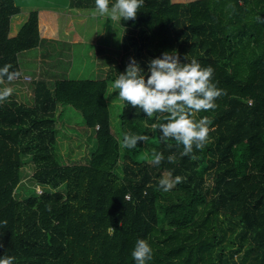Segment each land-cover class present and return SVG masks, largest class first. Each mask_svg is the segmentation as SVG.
<instances>
[{
	"label": "trees",
	"instance_id": "obj_1",
	"mask_svg": "<svg viewBox=\"0 0 264 264\" xmlns=\"http://www.w3.org/2000/svg\"><path fill=\"white\" fill-rule=\"evenodd\" d=\"M21 12L16 0H0V67L19 73V54L58 38L68 17L34 9L11 35ZM257 16L264 17V0H144L134 20L120 21L126 52L106 77L39 80L33 105L13 95L0 103V225L7 221L0 258L135 264L131 252L145 239L153 250L147 264H264V22ZM173 51L182 63L212 67L213 83L226 93L195 116L212 121L195 160L153 130L166 113L149 118L123 101L113 127L110 87L130 58L147 79L148 62ZM60 105L79 109L93 131L88 163L64 164L57 155ZM125 133L147 141L121 149ZM153 150L164 156L158 166L149 162ZM28 163L41 192L25 189ZM165 176L182 181L165 192L158 183Z\"/></svg>",
	"mask_w": 264,
	"mask_h": 264
},
{
	"label": "clouds",
	"instance_id": "obj_2",
	"mask_svg": "<svg viewBox=\"0 0 264 264\" xmlns=\"http://www.w3.org/2000/svg\"><path fill=\"white\" fill-rule=\"evenodd\" d=\"M109 3L110 0H95V11L92 15L107 16L114 22L122 19L134 20L138 10L143 7L144 0H115L111 7ZM256 19L258 22H264V17L257 16ZM186 60V63H182L176 52H165L162 57L148 62L150 75H147L145 79L144 69L134 57L130 58L126 70L120 73L112 83V89L118 90L121 101L142 110L149 118L157 113H166L167 122L153 124V130H160L162 140L173 139L178 145H183L181 155L195 160L197 157L193 154V149L194 147L197 150L204 148L211 131L209 125L212 124L208 117L197 120L195 116L201 111L214 110L217 107L215 101L226 93L213 83L214 69L212 67H202L195 58L188 61L186 57ZM11 68V64L0 67V85L10 84L20 74H24L12 71ZM13 91L12 87L7 86L0 89V103L7 100ZM139 141L146 142L147 136L125 133L123 140L120 141V147L131 149L136 147ZM152 156L149 162L153 165L158 166L164 160L163 154L155 150ZM167 160L174 163L176 157L169 155ZM181 181L180 176L175 178L165 176L158 183L159 188L167 192ZM6 225L5 220L0 227H6ZM2 246L0 241V247ZM131 255L135 264H147L153 257V250L145 239H138ZM14 259L12 256H4L0 258V264H13Z\"/></svg>",
	"mask_w": 264,
	"mask_h": 264
},
{
	"label": "rangeland",
	"instance_id": "obj_3",
	"mask_svg": "<svg viewBox=\"0 0 264 264\" xmlns=\"http://www.w3.org/2000/svg\"><path fill=\"white\" fill-rule=\"evenodd\" d=\"M16 1L21 7H24L25 9H33L35 2L34 0ZM26 1L28 3H25ZM112 1L113 3L115 2V0ZM109 5H112V3ZM89 24L90 25H88V27L86 26L88 30L87 32L89 42H94L90 39L94 37L93 34L95 32L92 31L96 28H100L98 41L99 46L95 45V47L98 49L97 51L94 50L93 44L75 45L66 41L56 42V40L51 38H43L40 45L30 48L19 54V63L22 66V71L30 73L34 77V80L37 77L34 76V74L41 72L40 75L38 74V76H46V78H48L49 85L51 86H53L57 80L62 78L101 79L107 76V74H109L112 69H114L116 64L122 62L121 59H123V56L126 52L124 41L127 32L123 34L119 26L116 25L114 21L105 19L103 16H101V18L92 16L91 19H89ZM113 26L114 28H112ZM106 44L111 48V51L104 53L108 54L107 58H110L114 64H109V66L103 70V59H97V53L99 51L105 50ZM92 50L94 51L90 55V51ZM41 51H44L48 56L47 61L41 62L39 59L41 57ZM34 80H14V82L19 85L28 84L29 86L21 88V90H19V88L14 89L15 91H13L12 95L17 98L21 96L19 97V100H21L20 98L23 99L22 93L27 92V97L29 98L32 93H34L33 88L36 86V80ZM6 86L10 87V84L7 83ZM3 87L5 86L1 85V88ZM110 92L112 96H110ZM110 92L108 99L110 101V110L115 131L119 124V117L117 116V113L122 109V105L119 103H123V101H121L118 97V90L113 91L112 86L110 87ZM57 114L58 116L56 123L58 127L56 152L59 159L64 164L88 163L91 156V149L94 144H91L89 141L87 132H89L88 135H91L93 131L92 129L87 128L80 110L74 108L71 105H60L57 108ZM33 171L34 168L31 163H28L24 168L23 182L25 189L35 187L38 192H41V187L37 186V184H35L31 178Z\"/></svg>",
	"mask_w": 264,
	"mask_h": 264
},
{
	"label": "crops",
	"instance_id": "obj_4",
	"mask_svg": "<svg viewBox=\"0 0 264 264\" xmlns=\"http://www.w3.org/2000/svg\"><path fill=\"white\" fill-rule=\"evenodd\" d=\"M22 1H24V0H22ZM34 1L35 2L33 5V9H25L24 7H22L21 14H19L17 17L15 16L16 18L14 17L12 19L11 31H10L11 35H15L18 33L21 25L26 20L27 15L29 14V12L31 10H34V9H40V10L41 9H52V10L57 11L58 13H63V14L68 15V17L66 18V20H67L66 28L63 30L64 32L61 35H59L58 38L54 39V40H56V42L66 41V42H69V43L75 44V45L93 44L94 50H96V51L98 50L97 47H95V45H98L99 29L100 28H96L95 30L92 31V32H95L93 34L94 35L93 38H90V35H89V38L94 42L88 41L89 40L88 39V32H87L88 30L86 28V26L88 27V25H90L89 19H91V17L93 16L92 13L95 11V0H83L82 2H80V1L77 2V0H74L73 2H72V0H34ZM16 3H17V1H16ZM25 3H28V2L26 1ZM111 3H113L112 0H110L109 4H111ZM109 7H111V5H109ZM95 17L101 18V16H99V15H97ZM103 17L105 19L110 20V18H108L107 16H103ZM114 23H116V25L119 26V28L121 29L123 34L126 33V29L121 26L120 21L114 22ZM112 28H114V26ZM123 38H124V36H123ZM45 40H49V39H45ZM41 42H42V40H41ZM105 48H106L105 50L99 51L97 53V59H99V60L103 59L102 60L103 61V63H102L103 70L106 69L109 66V64H114V62H112L110 60V58H107L108 54L104 53V52L111 51V48L107 44H106ZM94 50L90 51V55ZM41 52H42L41 57L39 59L41 60V62L47 61L48 56L45 54L44 51H41ZM20 67H21V73L30 74L28 72H23L21 65H20ZM40 73L41 72H39L38 74L40 75ZM38 74H34V76H37L35 78L36 79L35 85L39 80H46L48 82V78H46V76H38ZM62 79H64V78H62ZM66 79H69V78H66ZM6 84H4L3 86H6ZM48 84H49V82H48ZM16 86H18V87H16ZM28 86H29L28 84L19 85V84L15 83L14 81L10 83V87H12L13 89L19 88V90H21V88H25ZM0 87H1V85H0ZM33 91H34V93H32L33 96L31 95L29 98L27 97V92L22 93L23 99L20 98L21 99L20 101L24 102L26 104L33 105L35 103V87L33 88ZM110 94H111V92H110ZM110 96H112V95H110ZM19 97H21V96H19ZM19 97H18V99H19ZM22 100H24V101H22Z\"/></svg>",
	"mask_w": 264,
	"mask_h": 264
},
{
	"label": "built area",
	"instance_id": "obj_5",
	"mask_svg": "<svg viewBox=\"0 0 264 264\" xmlns=\"http://www.w3.org/2000/svg\"><path fill=\"white\" fill-rule=\"evenodd\" d=\"M18 79H23V80H29L30 81V80L33 79V77L31 75H28V74H23V75L20 74L19 77L17 79H15V80H18ZM96 127L98 128L99 125H97ZM127 197H129V195Z\"/></svg>",
	"mask_w": 264,
	"mask_h": 264
}]
</instances>
